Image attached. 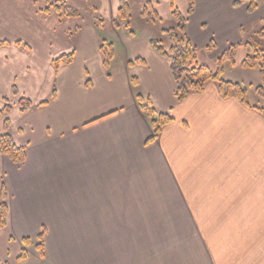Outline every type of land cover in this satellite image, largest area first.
Here are the masks:
<instances>
[{
  "label": "crops",
  "instance_id": "1",
  "mask_svg": "<svg viewBox=\"0 0 264 264\" xmlns=\"http://www.w3.org/2000/svg\"><path fill=\"white\" fill-rule=\"evenodd\" d=\"M2 1L0 30L15 12ZM97 1L118 13L120 0ZM194 1L187 30L198 50H228L264 15L237 0ZM77 32L68 42L36 24L15 40L28 50L0 51V100L16 86L34 106L9 119L26 162L0 155V264H264V116L215 82L179 103L149 38L117 37L120 62L115 52L106 69L100 47L113 40L94 26ZM138 93L173 118L155 142Z\"/></svg>",
  "mask_w": 264,
  "mask_h": 264
},
{
  "label": "rangeland",
  "instance_id": "2",
  "mask_svg": "<svg viewBox=\"0 0 264 264\" xmlns=\"http://www.w3.org/2000/svg\"><path fill=\"white\" fill-rule=\"evenodd\" d=\"M11 1L15 12L9 13L7 16L9 27L6 26L5 29L0 30V42L7 41L9 44L0 47V51L3 49L10 50L11 48H21L27 49L26 43L20 42L22 45L18 46L16 44L17 39L23 37V35H30V31L36 30V24L43 26L44 28L57 33L59 36L64 37L68 42H74L78 30L82 28L93 27L97 28L100 35L105 36L109 40H113L112 44L116 45L114 52L118 55L117 62H120L122 51L117 45L116 38L121 36L128 37L130 32H133L137 38L144 39H159L164 41L166 47H170L169 43L162 34L164 29H171L176 26V23L172 17V7L169 2L162 0H155L154 10L158 13L160 19L157 21H152L148 18L142 16L144 6L149 0H128L131 12L127 23L130 27H127L120 18H118V13L113 17V10L111 6L106 8L104 4L98 2L97 0H68L69 5L80 13L79 18H67L61 17L53 9V6L58 5L62 0H5ZM0 3H4L2 0ZM260 7L259 13L264 11L263 0H257ZM0 6V16L5 15L6 12ZM47 7H51V13L47 14L44 10ZM189 7L188 0H176L175 8L185 16ZM111 8V9H110ZM16 14H20L21 20H14ZM112 14V15H111ZM31 22L27 23V20ZM62 20L61 25L59 24ZM264 15L261 18H257L254 21L248 23L245 26L244 36L241 42L235 45V56L233 62H226L223 64V73L221 78L225 81L232 83H238L248 91V101L250 104L256 106H263V102L259 97L256 89L260 86H264L262 73L259 68L248 69L243 66V61L251 53L247 51L246 45L250 44L264 51ZM117 21L119 23V28L114 29L113 23ZM59 22V23H58ZM79 27V28H78ZM78 28V30H77ZM69 29V31H68ZM66 33H68L66 35ZM118 35V36H116ZM217 49V48H216ZM214 50L213 54L205 50H200L197 56V63L200 65L207 66L213 73H216L219 69V58L223 55L225 51ZM128 54V52H127ZM3 64L0 63V71ZM15 88V93H14ZM11 90V97L3 95L4 98L0 100V133L4 131L5 120L12 119L15 108L17 107L21 110L19 102L24 96L19 94L16 86ZM0 93H4L0 89ZM9 106V112L6 113L5 109ZM30 110V109H29ZM28 110V111H29ZM26 111V112H28ZM25 113V112H21Z\"/></svg>",
  "mask_w": 264,
  "mask_h": 264
},
{
  "label": "trees",
  "instance_id": "3",
  "mask_svg": "<svg viewBox=\"0 0 264 264\" xmlns=\"http://www.w3.org/2000/svg\"><path fill=\"white\" fill-rule=\"evenodd\" d=\"M36 1V0H35ZM176 0H169L172 7V17L176 23V26L171 29H164L162 31L165 39L171 43V46L166 47L164 41L159 39H151L149 45L151 49L156 52L160 57L166 60L169 64L172 78L174 80L176 90L175 97L179 103H182L188 99V97L193 93L203 92L207 84L210 82H215L217 84L219 93L224 98L235 97L244 106L248 108H253L264 116V86H260L256 89L259 97L263 102L261 107H252L248 101V91L238 83H232L225 81L221 78L223 73V64L226 62H233L235 56V46H231L226 50L223 55L219 58V69L216 73H213L207 66L200 65L197 63L198 48L191 42L187 24L188 16L192 15L195 10V1L188 0L189 7L185 16H183L175 8ZM247 3V10L250 14L254 13L259 5L257 0H237L234 2L235 7H240ZM53 9L57 11L59 16L67 18H79L80 13L72 8L68 0H62L58 5L53 6ZM52 8L47 7L44 11L47 14L51 13ZM131 7L128 0H120V5L118 9V18L130 27L127 23L130 16ZM142 16L148 18L152 21H157L160 19L156 10H154V5L151 2H147L144 6ZM264 22V19H263ZM113 28L118 29L119 23L114 21ZM78 30V29H77ZM264 35V33H261ZM130 35H134L130 32ZM9 43L7 41L0 42V47L6 46ZM18 46L22 44L16 42ZM217 48L216 43L212 42L208 47L207 51L213 52ZM246 49L251 53L247 56L245 61H243V66L248 69L259 68L262 73V79L264 84V51L258 49L257 47L247 44ZM100 51L103 58V65L108 69L110 62L114 58L115 52L114 47L111 43L103 41L100 47ZM74 53L60 57L54 61L55 69H58L61 65H70L73 62ZM137 64L144 65L145 62L142 59H137L135 61ZM134 87H137L138 83L136 79H133ZM14 88V93H15ZM137 101L140 109L143 111L145 116L149 119L153 136L149 139L148 143L155 142L162 132V129L173 122V118L170 114H160L157 113L153 105L149 100L144 99L141 94H137ZM48 103H43L41 106H45ZM21 112H26L33 108V104L25 98H22L19 102ZM6 113L9 112V106L5 109ZM1 116V115H0ZM10 128V122L8 119L5 120L4 132L0 133V155L7 157L15 164H24L27 159V150L25 147L17 146L13 140L8 130ZM7 221V204L6 195L3 188L2 191V203H1V217H0V232L5 228ZM39 249L43 252V245L40 243ZM25 254L20 258L21 261L25 260Z\"/></svg>",
  "mask_w": 264,
  "mask_h": 264
}]
</instances>
